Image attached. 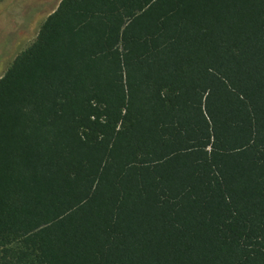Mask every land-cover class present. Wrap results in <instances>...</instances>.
<instances>
[{
  "label": "trees",
  "instance_id": "obj_1",
  "mask_svg": "<svg viewBox=\"0 0 264 264\" xmlns=\"http://www.w3.org/2000/svg\"><path fill=\"white\" fill-rule=\"evenodd\" d=\"M0 264H264V0H61L0 77Z\"/></svg>",
  "mask_w": 264,
  "mask_h": 264
},
{
  "label": "rangeland",
  "instance_id": "obj_2",
  "mask_svg": "<svg viewBox=\"0 0 264 264\" xmlns=\"http://www.w3.org/2000/svg\"><path fill=\"white\" fill-rule=\"evenodd\" d=\"M60 0H0V77L35 40Z\"/></svg>",
  "mask_w": 264,
  "mask_h": 264
},
{
  "label": "crops",
  "instance_id": "obj_3",
  "mask_svg": "<svg viewBox=\"0 0 264 264\" xmlns=\"http://www.w3.org/2000/svg\"><path fill=\"white\" fill-rule=\"evenodd\" d=\"M61 1V0H60ZM50 15V14H49ZM47 18V17H46Z\"/></svg>",
  "mask_w": 264,
  "mask_h": 264
}]
</instances>
